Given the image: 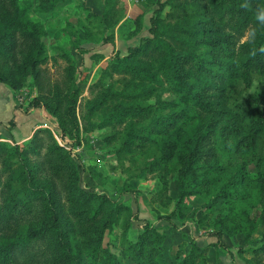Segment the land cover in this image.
I'll list each match as a JSON object with an SVG mask.
<instances>
[{
    "label": "rangeland",
    "instance_id": "obj_1",
    "mask_svg": "<svg viewBox=\"0 0 264 264\" xmlns=\"http://www.w3.org/2000/svg\"><path fill=\"white\" fill-rule=\"evenodd\" d=\"M158 1L19 0L27 17L38 26L36 33L44 44V53L34 72L30 67L22 69L28 61L26 49L17 53L16 68L9 57L1 58L0 69L14 73L15 79L23 83L17 90L4 86L24 114H30V103L41 97L52 110L38 108L47 120L22 144L6 135L12 129L0 132V191L4 192L3 186L13 180L22 164L15 145H19L23 161L38 163L46 150L42 149L41 156L33 154L28 143L37 134L48 145L50 135L70 153L80 174V186L93 195L87 203L76 204L69 197L64 199L71 219L68 229L75 243L82 244L86 240L83 233L94 224L88 225L82 216L71 213L94 208L101 212L100 217L108 219L101 255L105 252L112 255V264H135L129 251L146 229H149L151 242L145 241L144 248L140 249V255L146 260L157 258L158 255H152V251L157 250L167 264H264V124L261 122L264 121V70L252 72L250 79L235 76L230 82L227 79L225 84H218V75L226 70L229 73L225 62L240 59L242 63L249 58L243 46L256 38L252 33L253 25L240 38L230 29H224L226 35L234 37L230 43L234 49L222 60L219 58L215 67L217 83L210 77L208 91L201 92L208 111L193 107L181 128L155 135L152 141L129 149L124 147L131 136L128 122L101 126L106 117L103 108L95 110L96 99L103 87L114 85L121 90L122 86L118 75L105 78L103 87L95 85L110 58L128 55L129 47L138 46L144 36L151 37L150 20L159 7ZM164 1L163 30L169 25L185 24L192 26L191 31H199L194 35L199 40L224 35L217 26L225 25L230 18L226 14L225 20H221L222 10L214 12L217 19L213 22L209 15L198 17L194 8L174 14L173 3ZM22 35L21 32L20 37ZM105 39L111 42L106 44ZM20 44L26 46L23 39ZM249 68L243 66L240 72ZM162 82L153 86L156 91L151 96L138 98L131 94L126 105H151L157 113H168L171 107L161 105L159 100L171 103L178 98ZM74 83L80 87L76 105L79 132L77 138L67 133L62 139L58 115L64 117L66 95L74 88ZM23 96L24 100L20 101ZM5 105L0 93V109ZM230 113L239 119L243 135L238 138L220 133ZM258 122L262 125L256 124ZM67 123L65 126L69 128ZM208 133L211 137L206 138ZM241 140L244 144L237 148L236 143ZM171 143L176 146L175 155L183 152L185 158L177 156L167 166L164 164V168L151 170ZM188 159L194 161V166L184 176V163ZM181 174L183 189L189 195H181ZM47 179L46 174H36L39 184ZM218 232L221 238L208 236ZM87 245H91L90 241Z\"/></svg>",
    "mask_w": 264,
    "mask_h": 264
},
{
    "label": "trees",
    "instance_id": "obj_2",
    "mask_svg": "<svg viewBox=\"0 0 264 264\" xmlns=\"http://www.w3.org/2000/svg\"><path fill=\"white\" fill-rule=\"evenodd\" d=\"M169 1L173 3L174 14L186 11L187 8L190 10L194 8L198 17L200 14L202 17L209 15L213 22H216L217 17L214 12L218 13L222 10L221 20H225L226 14H229L230 20L223 26H217L224 35L206 37L202 40L194 37L198 30L193 32L192 26L185 24L169 25L163 30L161 16L166 3L164 0H159V7L150 20L151 37L144 36L138 46L129 47L128 55L110 58L108 67L103 71L95 87H103L105 78L112 79L118 75L122 89L118 90L114 85L107 89L101 87L102 92L96 99L94 107L95 110L103 108L106 119L102 127L128 122L131 136L126 140L127 144H124V147L128 149L135 144L141 145L152 141L155 135L167 134L181 128L189 119L188 113H191L193 107L198 110H209L208 105L203 102L204 95L201 92L208 91L210 77H214L212 79L217 83L215 67L218 60L228 56L234 49V45L230 44L234 37L226 35L224 29H230L234 36L240 38L245 35L248 27L253 25L252 33L256 38L243 46L248 51L249 58L242 63L240 59L238 62H225L224 65L228 66L229 73L228 70L220 73L218 84H225L227 79L230 82L235 76L250 79L252 72L264 70V49H261L264 45V20L259 18V14L264 12V0ZM136 25H139V21ZM37 30L38 26L27 17L24 9L19 5V0H0V59L6 56L9 57V61L16 64L19 50L26 49L25 58L28 61L22 69L30 67L34 72L37 69L39 57L44 53V44L37 35ZM21 32L23 35L20 37ZM21 39L25 41L26 46L20 44ZM110 42V39H105L106 44ZM259 61L261 63H257ZM16 66L17 64L14 68ZM243 66H250V68L240 72ZM72 69L74 71L75 68L72 67ZM72 76L74 80V74ZM15 77L14 73H5L0 69V84L9 85L17 90L23 83ZM161 82L166 83L169 91L179 99L171 103H163L159 100L161 105L171 107L168 113H157L151 105H126L131 94H135L138 98L151 96L156 91L153 86H158ZM79 93L80 87L75 84L66 95L68 103L64 117L58 115L63 133L62 139L67 133L76 138L78 136L79 122L76 116V105ZM30 107L52 110L42 97L35 98L30 103ZM25 114L29 115V112ZM66 121L69 122V128L65 126L68 124ZM261 122L264 124L263 120ZM238 123V117L230 113L227 124L220 133L226 137L233 135L238 138V135H243ZM262 123L256 124L262 125ZM15 125V121H12L9 130ZM212 126L209 127L212 128ZM48 136L50 139L48 145H45L37 134L28 143L33 154L41 156L42 149L46 150L43 159L38 163L23 161L21 149L18 144L15 145V152L22 164L19 172L13 177L16 183L14 184L11 179L3 186L8 193L6 194L5 190L3 193L0 191V264H97L100 261L102 264H112V255L106 254L107 252L101 255V244L108 219L100 217L101 212L97 209L91 208L83 213L80 211L71 213L73 216H82L88 221L86 222L88 225L94 224V227L83 233L86 240L82 244H77L72 239L68 229L71 219L65 210L64 199L69 197V200H73L76 204L87 203L93 195L86 193L80 186V174L71 161L70 153L58 145L52 136ZM209 137L211 135L208 133L206 138ZM236 144L238 148L239 145L244 144V141H237ZM175 147L174 143L169 144L163 151L162 157L152 164L151 170L164 168V164L167 166L166 164L177 156L185 158L183 152L175 155ZM193 166V160L185 161L184 176L192 171ZM38 173L46 174L48 177L43 184L36 181ZM179 185L182 196L190 194L185 193L183 189L182 174ZM149 234V229H146L139 242L132 246L129 251L131 259L135 264H167L155 248L153 250L156 252L152 251V255H158L157 258L146 260L140 255L144 242L149 241ZM208 236L221 238V233H210ZM87 241H90V246L87 245ZM176 264H185V262Z\"/></svg>",
    "mask_w": 264,
    "mask_h": 264
},
{
    "label": "crops",
    "instance_id": "obj_3",
    "mask_svg": "<svg viewBox=\"0 0 264 264\" xmlns=\"http://www.w3.org/2000/svg\"><path fill=\"white\" fill-rule=\"evenodd\" d=\"M0 93L7 105H5L7 107L6 110H4L6 107L0 109V132H2V129H10L12 121H15V127L11 130V133L6 135H10L12 139L19 141V144L27 141L29 139L28 135L31 136L34 130L41 123L45 122L47 118L40 109H32L29 115L24 114L16 107L11 92L4 84H0ZM2 112H4V114Z\"/></svg>",
    "mask_w": 264,
    "mask_h": 264
},
{
    "label": "clouds",
    "instance_id": "obj_4",
    "mask_svg": "<svg viewBox=\"0 0 264 264\" xmlns=\"http://www.w3.org/2000/svg\"><path fill=\"white\" fill-rule=\"evenodd\" d=\"M259 18H260L261 20H264V12H261V13L259 14Z\"/></svg>",
    "mask_w": 264,
    "mask_h": 264
},
{
    "label": "built area",
    "instance_id": "obj_5",
    "mask_svg": "<svg viewBox=\"0 0 264 264\" xmlns=\"http://www.w3.org/2000/svg\"><path fill=\"white\" fill-rule=\"evenodd\" d=\"M26 95V94H25ZM25 96L21 97L20 101L24 100Z\"/></svg>",
    "mask_w": 264,
    "mask_h": 264
}]
</instances>
